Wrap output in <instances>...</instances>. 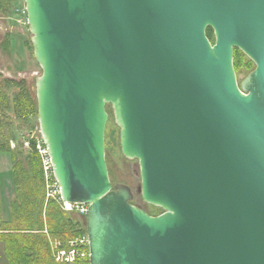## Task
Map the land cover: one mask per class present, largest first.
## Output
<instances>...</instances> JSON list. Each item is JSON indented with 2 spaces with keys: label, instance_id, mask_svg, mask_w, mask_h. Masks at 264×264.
<instances>
[{
  "label": "water",
  "instance_id": "95a60500",
  "mask_svg": "<svg viewBox=\"0 0 264 264\" xmlns=\"http://www.w3.org/2000/svg\"><path fill=\"white\" fill-rule=\"evenodd\" d=\"M24 2L42 141L61 200L89 206L90 264H264V0ZM235 49L255 65L240 84ZM109 107L159 216L110 181Z\"/></svg>",
  "mask_w": 264,
  "mask_h": 264
},
{
  "label": "trees",
  "instance_id": "16d2710c",
  "mask_svg": "<svg viewBox=\"0 0 264 264\" xmlns=\"http://www.w3.org/2000/svg\"><path fill=\"white\" fill-rule=\"evenodd\" d=\"M13 1L18 4L21 0ZM206 33L212 41L213 31L208 29ZM24 46L28 50L33 49L30 41H26ZM8 49L1 46L3 52ZM239 54V50L235 49V64H238ZM3 83L13 88V93L9 96V89L0 93V152H11L15 196L8 222L3 220L0 203V245L9 264H61L55 261L56 253L70 250L71 243L87 235L86 228L66 217L71 212L62 209L58 197L47 198V183L36 139L30 141L28 150L24 149L28 153L27 166L19 159L24 155L23 143L21 147L10 148L9 141L14 136L10 128L6 131L9 127L8 114L12 111L13 122L26 124L38 115V106L36 95L32 97L24 80L4 79ZM49 182L55 183L52 174ZM75 264H90L89 258L78 260Z\"/></svg>",
  "mask_w": 264,
  "mask_h": 264
},
{
  "label": "rangeland",
  "instance_id": "374dc122",
  "mask_svg": "<svg viewBox=\"0 0 264 264\" xmlns=\"http://www.w3.org/2000/svg\"><path fill=\"white\" fill-rule=\"evenodd\" d=\"M25 5L24 0H21L16 5L15 13L18 19L22 23L24 29V35L22 36L19 51L17 56L12 60V68H14L13 73L1 72L0 70V93L4 90H10L7 92L10 95L13 93V88L7 87L3 82L4 79H15L24 80L25 87L31 91L32 97L36 95V81L42 75V69L36 62L33 49L28 50L22 42L30 41L32 35L29 32V27L26 20V15L22 13L23 7ZM215 42L214 33L211 43ZM32 46V43H31ZM238 64L234 63V69L236 72L238 83L244 80L252 71L255 70L254 63L241 51H239ZM235 59V57H234ZM109 114V121L107 124L106 134H105V159L107 163L109 178L113 186L126 185L130 187L134 194V199L132 205L141 208L143 211L151 216H159L163 213L160 208L153 207L146 204L141 195L138 193V189L141 186L140 178V167L137 160H128L121 153L120 147V129L115 123V118L113 110L109 107L107 109ZM9 116V127L11 133H13L14 139H10V148L21 147L20 145L23 141L32 134L36 139L42 140L40 125L38 120V115L30 118L28 123L24 122H13L14 119L13 112L11 111ZM29 131H32L31 133ZM14 145V147H13ZM24 155L19 159L24 162V165H28V153L24 150L22 146ZM12 157L11 152H0V203L3 220L8 222L11 219V204L14 201L13 192V178H12ZM68 219H72L75 223H79L83 228H86V218L81 216L78 212L73 211L70 214H66ZM0 264H9L4 252L3 247L0 245Z\"/></svg>",
  "mask_w": 264,
  "mask_h": 264
},
{
  "label": "built area",
  "instance_id": "2783aa9c",
  "mask_svg": "<svg viewBox=\"0 0 264 264\" xmlns=\"http://www.w3.org/2000/svg\"><path fill=\"white\" fill-rule=\"evenodd\" d=\"M22 13L26 15L25 8L23 7ZM36 139L32 134H30L24 141H23V146L25 149L30 148V141ZM36 149L42 159L43 163V170L45 174V179H46V192H47V198H59V204L62 207L64 211L67 212H73L76 211L78 212L81 216L85 217L88 212V205H71L67 204L65 202H62L59 194V186L56 183H50L49 180L51 178L52 173V166H51V161L48 155L47 148L45 144L43 143L42 140H38ZM14 147V145H13ZM89 241L87 235L84 236L81 240L71 243L70 245V250H61L58 251L55 255V261L57 263L61 264H75L76 261L78 260H84L89 258Z\"/></svg>",
  "mask_w": 264,
  "mask_h": 264
},
{
  "label": "crops",
  "instance_id": "0c3cea01",
  "mask_svg": "<svg viewBox=\"0 0 264 264\" xmlns=\"http://www.w3.org/2000/svg\"><path fill=\"white\" fill-rule=\"evenodd\" d=\"M13 0H0V70L13 73L12 60L17 56L20 42L24 35L21 21L18 19ZM8 39V40H7ZM24 41L22 44L24 45ZM8 47V51H1V46Z\"/></svg>",
  "mask_w": 264,
  "mask_h": 264
},
{
  "label": "flooded vegetation",
  "instance_id": "af4514ba",
  "mask_svg": "<svg viewBox=\"0 0 264 264\" xmlns=\"http://www.w3.org/2000/svg\"><path fill=\"white\" fill-rule=\"evenodd\" d=\"M214 44V43H213ZM238 81V80H237Z\"/></svg>",
  "mask_w": 264,
  "mask_h": 264
}]
</instances>
